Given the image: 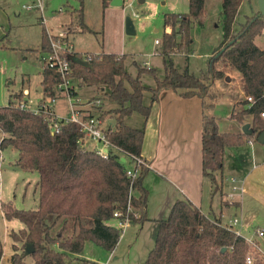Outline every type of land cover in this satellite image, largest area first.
Instances as JSON below:
<instances>
[{
	"label": "trees",
	"instance_id": "obj_1",
	"mask_svg": "<svg viewBox=\"0 0 264 264\" xmlns=\"http://www.w3.org/2000/svg\"><path fill=\"white\" fill-rule=\"evenodd\" d=\"M111 1L102 0L104 8ZM244 1L227 2L222 48L211 57L209 69L200 75L188 68L179 70L168 57L174 52L189 51L191 26L194 20L203 19L206 15L205 0H189L188 13L164 15L165 24L171 27V31L165 32L162 39L165 76L157 78L155 88L147 89L141 80L144 72L155 71L139 66L138 74L133 76L126 70V55L89 53L88 60L71 59L72 77L83 85L97 86L116 105L104 114L105 117L111 114L114 121L108 139L134 155L142 153L145 124L151 114L152 103L158 99L161 90L172 89L186 98L216 99L214 81L224 76L223 67L230 66L240 72L246 91L254 96L255 103L247 107L248 101H243L245 107L233 111L230 118L245 124L246 118L250 117L252 133L221 132L213 116H204L203 175L211 181L214 194L221 196L224 195L225 149L240 146L253 138L259 140L264 133V119L261 117L264 110V48L256 42L264 30V16L260 11L247 16L245 23L234 33ZM79 16L81 29L93 32L83 21V8ZM49 48L50 43L43 30L40 51ZM57 80L58 74L54 70L42 72L44 96H57ZM146 90L152 92L149 103L144 100ZM24 100L25 95L21 91L11 94L8 104L0 106V129L5 133L0 148L16 149V164L23 170L39 174L37 208L19 209L10 202H2L5 218L18 219L25 225L10 233L14 251L11 264H26L25 247L28 243L35 248L31 254L34 264H100L75 255L84 250L88 241L107 251L115 250L122 235L121 229L114 224L115 211L123 213L121 219L128 215L131 224L148 220V190L143 184L148 168H143L135 180L131 198L133 211L129 212L131 178L127 176V165L120 155L112 151L105 158L82 146L83 133L75 123H62L61 136L52 135L47 114L16 106ZM134 113L144 117L140 128L126 123V118ZM233 204L239 206L240 202ZM70 224L71 229H68ZM18 243H22V247ZM250 251L246 240L225 227L219 218L210 217L189 199H180L174 203L167 218L158 220L155 245L145 264H246ZM3 255L4 241L0 233V262ZM257 258L255 264H264L259 256Z\"/></svg>",
	"mask_w": 264,
	"mask_h": 264
},
{
	"label": "rangeland",
	"instance_id": "obj_2",
	"mask_svg": "<svg viewBox=\"0 0 264 264\" xmlns=\"http://www.w3.org/2000/svg\"><path fill=\"white\" fill-rule=\"evenodd\" d=\"M0 1L7 8L8 13L7 38L2 46H7L6 43L9 46L8 49L3 47L0 49V106L8 104L9 90L20 92L25 87L30 89L28 100L31 109H36L43 97V93L38 91V86L42 80L38 71L41 66L39 63L42 55L40 48L45 26L55 34L60 31H73L74 48H81L82 52L102 51L104 49L101 45L103 37L105 49L111 50L109 52H119L117 50H121L124 43L125 51L128 53L125 67L129 73L136 76L139 66H145L149 64L147 61H150L158 70L156 76L164 78L165 61L163 56L158 55V49L161 45H157L155 42L156 39L162 40L165 34L164 15L171 12L173 6H175L174 11L177 13L189 12V0H146L145 3L134 2L132 7L125 4L110 6V8H104L102 0H44V15L47 20V24L44 25L40 19L41 13L37 8L33 10L23 8V4L28 0ZM82 8L83 21L93 32H83L80 28L81 18L79 14ZM257 11H259L257 0H245L239 10L234 33L241 28V24L245 23L247 16H251ZM127 17H131L134 21L136 34L126 32ZM225 32L226 20L222 13L220 0H211L204 20L192 23V43L189 51L187 53L177 52L179 54L172 53L168 58H171L179 70L188 68L190 72L200 75L209 69L211 57L220 52ZM70 37L72 38V34ZM256 42L261 48H264V38L261 35L257 37ZM189 54L191 55L189 56ZM223 71L224 76L214 81L216 82L215 91L217 90V97L215 98L218 103L213 108L211 106L210 114L214 115L221 130L241 132L244 125L236 120H231L230 114L232 110L237 112L245 107L243 101L247 100L249 94L246 91L244 79L242 80L243 77L240 78L233 68L225 66ZM211 76L210 79H212ZM227 76L230 77V80H226ZM210 79L206 81L211 82ZM11 80L13 83L9 85L8 82ZM142 80L147 87H155L156 85L154 74H144ZM74 84L77 87V97L82 101L91 98L94 101L101 99V109L104 114L116 106L97 86L83 85L78 79L74 81ZM216 99L207 98L206 108H209ZM150 100L151 93L147 90L145 102L149 103ZM53 106L57 115H67L69 107L67 97L58 98ZM106 117L109 118L112 115L106 114ZM141 118V114L134 113L133 117L126 118V123L134 125L133 119L141 121ZM246 121V123H251L250 117H247ZM3 137L4 132L0 129V142ZM257 143L258 145L262 144L260 141ZM262 146L264 147V145ZM232 150L226 153L228 171L236 169L235 159L231 155ZM118 154L122 156L120 152ZM17 158L18 151L16 149L9 147L2 150L0 148V233L5 244L4 255L0 264H11L10 259L14 251L10 233L13 230L19 231L25 226L18 219L8 220L5 218L2 202H10L19 209H35L39 204L37 189L39 174L20 168L16 164ZM126 165L129 166L130 164L126 163ZM231 185V178H228L225 181V189L228 190ZM220 195L219 193L215 195L216 201ZM225 195L226 192L222 195L225 203L232 205L233 203L226 200ZM216 208L219 213L220 204H217ZM226 211L222 223H231L235 218L241 219V222L234 228L241 229L243 236L255 237L257 228H264V214L257 211L255 207L243 212V214L240 207H236V205ZM242 224L243 227H241ZM71 226L70 224L68 229H71ZM157 231L158 224L154 222L133 223L126 228L113 253L92 241H88L80 255L100 264H145L155 245ZM257 238L260 241V247L264 250V236ZM18 245L22 247V243H18ZM25 261L26 264H34L31 255H26Z\"/></svg>",
	"mask_w": 264,
	"mask_h": 264
},
{
	"label": "crops",
	"instance_id": "obj_3",
	"mask_svg": "<svg viewBox=\"0 0 264 264\" xmlns=\"http://www.w3.org/2000/svg\"><path fill=\"white\" fill-rule=\"evenodd\" d=\"M228 1L229 0H220L222 13L224 15L226 13V5ZM145 2L146 0L140 3ZM210 2L211 0H205L206 14L208 12V5L210 4ZM110 6L113 5L110 4L106 8H110ZM174 10L175 6H173L171 12L168 13H177ZM7 19V8H5V6H3L2 2L0 1V49L1 47L6 49H8L9 47L7 43V46H2L4 44V40L6 39L4 37L7 34ZM203 20L204 18L201 20H194L193 22ZM170 31L171 27L166 25L165 32ZM136 33L137 32H135V34ZM71 34L72 39L75 40L73 31L71 32ZM156 44L162 46V40H160V43ZM101 45L104 49H102V51L96 52H82L80 50L81 48H75L76 53L74 55V58L82 59L83 56L88 53H116L126 55V58L128 56V53L125 51L124 43L121 50H117L119 52H109L111 50L105 49L104 41H102ZM161 46L160 49H158V55L164 57L161 52ZM175 53L177 52H174L173 54ZM190 55L191 54H189V56ZM147 62H149V64L140 66L147 67L148 69H153L155 71L151 74L155 75V83L157 85V78L159 77L156 76V73L158 70L156 67H154L153 63H151L150 61ZM39 63L41 66L38 72L42 77L41 57ZM147 73L149 72H144L141 75V80L143 78V75ZM235 73L240 78L242 77L241 73L237 70H235ZM226 80H230V77L227 76ZM12 83L13 80L8 82L9 85ZM155 87H147V89ZM102 90L104 89L102 88ZM21 91H23L25 98H28V96L30 95V89L23 87L20 92ZM38 91L42 92L41 83L38 86ZM146 92L147 90L144 93V100L146 97ZM16 93L19 92L9 90V99L11 94L14 95ZM150 93L152 96L151 91ZM217 101V99L216 101H214V103L212 104V108L215 107L216 103H218ZM207 102V100H203L198 96L186 98L182 97L172 89H163L159 92L158 99L152 103L151 114L147 120V123L145 124L144 143L141 153V156H143V158L149 163V168L147 169V174L144 177L143 181L145 188L148 190V220L146 222H154L155 224H158V220L167 218L170 214L172 206L177 200L181 199L180 197H183L182 199H189L195 205L200 207L205 213L208 212V215L210 217L217 219L219 218L221 222H224L225 214L227 212L226 210H229L232 206H235L234 204L231 205L225 203V201L223 200V196L221 195L216 201L215 195L217 194H214L213 192V185L211 181L203 175L202 132L204 116L208 115L214 117V115L210 114L211 107H204V104L206 105ZM131 117H133V114L131 115ZM141 119V121L139 119H133L132 123L135 124L129 125L132 127L140 128L143 126L144 117L142 116ZM220 131L230 132L223 131L221 129ZM257 141L259 140L253 138L240 146H230L225 149V181L228 178H237V180L239 179L238 185L242 187L243 194L242 198L240 199L239 206L236 207H240L242 214L245 211L254 209V207L257 211H260L262 214H264V147L262 146L264 145V143L262 142V144L258 145V143L256 144ZM231 148L235 149L232 150ZM230 150H232L231 155L235 159L236 169L228 171V160L226 153ZM224 192H227V190L225 189V182ZM217 204H220L221 206L219 213L217 212L216 208ZM257 237L258 236L256 235L255 238L258 240ZM258 243L260 245L259 240ZM75 256L89 259L87 257L81 256L80 254H77Z\"/></svg>",
	"mask_w": 264,
	"mask_h": 264
},
{
	"label": "built area",
	"instance_id": "obj_4",
	"mask_svg": "<svg viewBox=\"0 0 264 264\" xmlns=\"http://www.w3.org/2000/svg\"><path fill=\"white\" fill-rule=\"evenodd\" d=\"M134 2L139 0H123V5L127 4L128 7H132ZM23 8L26 10H33L37 8L41 13V22L46 25L47 20L44 15L45 2L44 0H28L23 4ZM139 16V14H136ZM45 34L49 40L50 48L47 51H43L41 55L42 70L51 69L58 74V80L56 83L57 96H44L38 103L36 109H31L29 106L28 98L24 101H20L16 106L20 109L31 110L35 113H45L48 115L50 122L51 133L56 137H60L62 133V123H75L79 126L83 133V139L80 140L82 146L87 149L94 150L98 155L102 157H108L109 154L114 151L121 153V160L124 163L130 164L126 168V173L131 178L130 184V196L128 211H133L131 205V198L134 190L135 180L141 175L143 168H149V163L141 155H134L127 151H124L114 145L108 139V132L110 126L113 125V120L104 116V111L101 109V99L94 101L92 98L87 101H82L77 97V87L74 84L76 78L72 77L71 58L75 55L73 40L70 37L71 31H60L59 33H53L49 28L45 26ZM264 38V30L261 33ZM156 43H160L156 40ZM90 54L83 56L84 60H88ZM67 97L68 99V113L66 116H59L54 110L53 103L60 97ZM49 99V101H48ZM248 105L251 107L255 103V98L252 95L247 96ZM261 117L264 119V110L261 112ZM251 140V139H250ZM124 159V160H123ZM231 187L226 192L225 198L231 203L240 202L242 198L243 189L238 185V180L231 179ZM138 215V213L136 214ZM123 213L115 211V225L121 229L122 235L126 228L131 225L130 217L127 215L125 219H121ZM241 222V219L235 218L231 223H222L228 229L234 231L237 235L242 236L248 243L251 251L246 257V264H255L257 256L264 262V251L261 249L258 240L255 237L243 236L241 229H235L234 227ZM243 227V224L241 225ZM121 235V236H122ZM256 235L258 237L264 236V229L257 228Z\"/></svg>",
	"mask_w": 264,
	"mask_h": 264
},
{
	"label": "water",
	"instance_id": "obj_5",
	"mask_svg": "<svg viewBox=\"0 0 264 264\" xmlns=\"http://www.w3.org/2000/svg\"><path fill=\"white\" fill-rule=\"evenodd\" d=\"M140 2H144V0H140ZM257 4L259 7V11L260 13L264 16V0H257ZM111 5L113 6H122L123 5V0H112L111 1ZM126 32L128 34H135V25H134V21L132 20L131 17H127L126 19ZM71 59H76L74 58V56ZM81 61L82 59H76ZM85 61V60H83ZM114 123V121H113ZM243 132L245 134H251L252 133V129H251V124L250 123H245L243 126ZM259 141L260 142H264V133L261 134V136L259 137ZM124 160V159H123ZM35 248L34 245L32 243H28L25 247V256L26 255H31L34 252Z\"/></svg>",
	"mask_w": 264,
	"mask_h": 264
}]
</instances>
